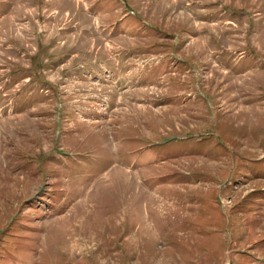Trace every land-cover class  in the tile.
<instances>
[{
	"label": "rangeland",
	"instance_id": "374dc122",
	"mask_svg": "<svg viewBox=\"0 0 264 264\" xmlns=\"http://www.w3.org/2000/svg\"><path fill=\"white\" fill-rule=\"evenodd\" d=\"M0 264H264V0H0Z\"/></svg>",
	"mask_w": 264,
	"mask_h": 264
}]
</instances>
